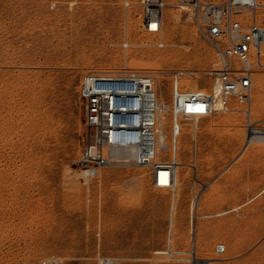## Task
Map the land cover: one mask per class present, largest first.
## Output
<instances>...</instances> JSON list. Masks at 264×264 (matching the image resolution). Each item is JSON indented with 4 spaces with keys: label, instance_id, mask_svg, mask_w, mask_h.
<instances>
[{
    "label": "rangeland",
    "instance_id": "obj_1",
    "mask_svg": "<svg viewBox=\"0 0 264 264\" xmlns=\"http://www.w3.org/2000/svg\"><path fill=\"white\" fill-rule=\"evenodd\" d=\"M166 1L156 36L142 27L141 0H0V264H192L181 258L189 254L158 253L170 228L173 248L211 264H264V135L243 150L242 104L181 121L176 189L154 185L148 167L88 176L80 164L90 139L79 95L86 73L151 74L171 139L173 72L185 89L211 87L217 52L190 9ZM255 78L251 120L264 126V68ZM157 159L173 160L170 148Z\"/></svg>",
    "mask_w": 264,
    "mask_h": 264
},
{
    "label": "built area",
    "instance_id": "obj_2",
    "mask_svg": "<svg viewBox=\"0 0 264 264\" xmlns=\"http://www.w3.org/2000/svg\"><path fill=\"white\" fill-rule=\"evenodd\" d=\"M143 29L160 36L164 24L166 0H141ZM127 1V5H129ZM178 6L193 10L195 23L204 38L218 55L211 71L209 89H183L179 86L181 71H174L171 111L172 134L182 133V122L197 124L203 117L232 110L234 102L245 106L248 116L245 150L253 135H264V126L251 120L252 96L256 86V70L264 68V23H259L256 10L258 0H178ZM243 9L254 15L244 22L238 16ZM163 46L164 43H158ZM129 43H124L128 47ZM79 95L85 106V124L90 139L85 145L80 164L97 175L103 166L137 165L148 167L157 187H176L178 160L157 159L159 106L155 81L147 72L91 71L81 80ZM190 103H201L202 108H188ZM260 122V121H259ZM197 154V145H194ZM161 177H166L161 181ZM172 229L168 245L159 254L168 256L189 254L184 260L192 264H211V259L200 258L196 252L173 248ZM226 250L224 244L217 251ZM39 264H48L43 260Z\"/></svg>",
    "mask_w": 264,
    "mask_h": 264
},
{
    "label": "bare ground",
    "instance_id": "obj_3",
    "mask_svg": "<svg viewBox=\"0 0 264 264\" xmlns=\"http://www.w3.org/2000/svg\"><path fill=\"white\" fill-rule=\"evenodd\" d=\"M262 4H264V2ZM182 8L184 10L190 9V11L192 13V16H193L192 9L189 6L184 5ZM160 42H163V41L162 40H159L158 43H160ZM172 55H173L172 53H167L166 55H164V57H166V56L167 57H170ZM151 56H153V58H157V59L158 58H162V59L164 58L163 55H160V54H157V53H155L154 55L153 54L151 55V53H150V55H148V57H151ZM182 77L179 78V81L178 82H179V86L182 87L183 89H185L186 84L188 82H185V80H183ZM189 87H191V84H189ZM197 88H194V89H197ZM157 98H158V101H159V106H158L157 111H156V117H157V122H158L157 156H156V158H159L160 157V154H161V151L162 150H166V149L170 148V150H171V157L173 159L176 158L178 160V163L181 164L182 162L179 160V149H178L179 148V143H180V141H179L180 140V135L177 136V137L173 136L172 139L169 138L168 132L166 130V123H167V121H166L167 120L166 111H167V108L169 107V105L165 101H162V99H160L158 97V94H157ZM202 107H203V105L201 103H190V104H188V108H197V109H199V108H202ZM172 125H173V123H172ZM262 136L263 135H259V134L253 135L252 138H251V142L252 143H257L258 141H260V139L262 138ZM179 164L177 166L176 187L178 186V183L180 182V167L181 166ZM83 171H86V174L88 176L89 175H93L92 170H89V169H85L84 170L83 169ZM164 179H166V177H161V181L162 180L164 181ZM176 187L175 188H172V189H176ZM175 199L176 198H174V200H172V204H171L172 223L174 221V214H175V206H176V203H175L176 200ZM109 260H112V259L109 258ZM45 261H47L48 264H57V262L54 259H52V258H47Z\"/></svg>",
    "mask_w": 264,
    "mask_h": 264
}]
</instances>
